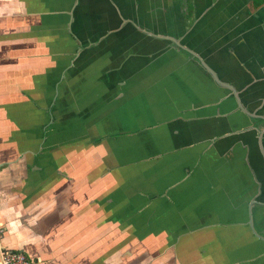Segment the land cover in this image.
I'll return each mask as SVG.
<instances>
[{
  "label": "crops",
  "instance_id": "0c3cea01",
  "mask_svg": "<svg viewBox=\"0 0 264 264\" xmlns=\"http://www.w3.org/2000/svg\"><path fill=\"white\" fill-rule=\"evenodd\" d=\"M258 1L0 0V245L264 264Z\"/></svg>",
  "mask_w": 264,
  "mask_h": 264
},
{
  "label": "built area",
  "instance_id": "2783aa9c",
  "mask_svg": "<svg viewBox=\"0 0 264 264\" xmlns=\"http://www.w3.org/2000/svg\"><path fill=\"white\" fill-rule=\"evenodd\" d=\"M0 264H32V260L22 250L9 249L0 245Z\"/></svg>",
  "mask_w": 264,
  "mask_h": 264
},
{
  "label": "flooded vegetation",
  "instance_id": "af4514ba",
  "mask_svg": "<svg viewBox=\"0 0 264 264\" xmlns=\"http://www.w3.org/2000/svg\"><path fill=\"white\" fill-rule=\"evenodd\" d=\"M216 1V0H215ZM248 2H251V0H248ZM257 5L259 6V7H262L263 5H264V0H259L258 1V3H257ZM252 6L250 5V8H251ZM258 7V8H259Z\"/></svg>",
  "mask_w": 264,
  "mask_h": 264
},
{
  "label": "water",
  "instance_id": "95a60500",
  "mask_svg": "<svg viewBox=\"0 0 264 264\" xmlns=\"http://www.w3.org/2000/svg\"><path fill=\"white\" fill-rule=\"evenodd\" d=\"M206 68H208V66L207 65H204Z\"/></svg>",
  "mask_w": 264,
  "mask_h": 264
}]
</instances>
